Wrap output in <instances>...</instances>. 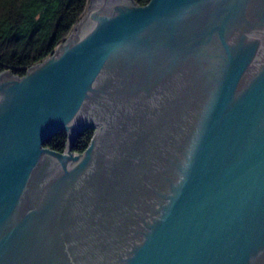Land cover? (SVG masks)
<instances>
[{"label": "water", "instance_id": "water-1", "mask_svg": "<svg viewBox=\"0 0 264 264\" xmlns=\"http://www.w3.org/2000/svg\"><path fill=\"white\" fill-rule=\"evenodd\" d=\"M0 264H264V0H88L1 70Z\"/></svg>", "mask_w": 264, "mask_h": 264}, {"label": "trees", "instance_id": "trees-1", "mask_svg": "<svg viewBox=\"0 0 264 264\" xmlns=\"http://www.w3.org/2000/svg\"><path fill=\"white\" fill-rule=\"evenodd\" d=\"M144 4L148 0H134ZM88 0H0V71L22 75L25 69L48 56L70 32ZM92 133L80 132L73 151L83 150ZM66 134L56 131L45 143L61 151Z\"/></svg>", "mask_w": 264, "mask_h": 264}]
</instances>
